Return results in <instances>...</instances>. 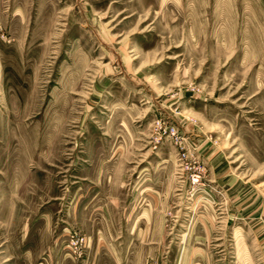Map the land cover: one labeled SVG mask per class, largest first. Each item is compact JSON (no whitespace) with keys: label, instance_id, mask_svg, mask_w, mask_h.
<instances>
[{"label":"rangeland","instance_id":"374dc122","mask_svg":"<svg viewBox=\"0 0 264 264\" xmlns=\"http://www.w3.org/2000/svg\"><path fill=\"white\" fill-rule=\"evenodd\" d=\"M0 264H264V0H0Z\"/></svg>","mask_w":264,"mask_h":264}]
</instances>
